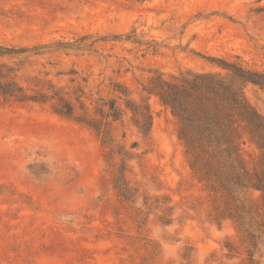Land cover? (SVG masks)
<instances>
[{
    "label": "rangeland",
    "instance_id": "obj_1",
    "mask_svg": "<svg viewBox=\"0 0 264 264\" xmlns=\"http://www.w3.org/2000/svg\"><path fill=\"white\" fill-rule=\"evenodd\" d=\"M0 47L29 50L0 55V264H264V235L253 248L223 219L158 96L188 74L231 81L223 62L264 72V0H0ZM243 92L264 117V90Z\"/></svg>",
    "mask_w": 264,
    "mask_h": 264
},
{
    "label": "trees",
    "instance_id": "obj_2",
    "mask_svg": "<svg viewBox=\"0 0 264 264\" xmlns=\"http://www.w3.org/2000/svg\"><path fill=\"white\" fill-rule=\"evenodd\" d=\"M26 52L0 47L1 56ZM222 67L229 71L231 81L211 73L188 74L176 82H164L158 96L180 120L179 138L192 170L225 199L223 219L234 221L256 248L264 235V117L249 103L243 86L253 84L264 90V72L237 63L223 62ZM1 88L6 97L37 101L15 83ZM59 103L58 114H74L71 104L62 99ZM119 116L115 105L111 106L108 117L118 120ZM243 135L259 150L258 167L253 171L242 158ZM253 192L261 195V203L252 197Z\"/></svg>",
    "mask_w": 264,
    "mask_h": 264
}]
</instances>
